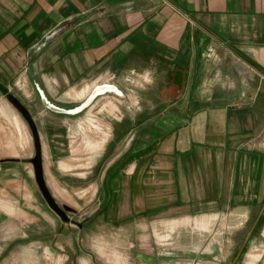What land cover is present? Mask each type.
<instances>
[{
    "label": "crops",
    "instance_id": "obj_1",
    "mask_svg": "<svg viewBox=\"0 0 264 264\" xmlns=\"http://www.w3.org/2000/svg\"><path fill=\"white\" fill-rule=\"evenodd\" d=\"M112 76L94 91L121 100L87 171L94 228L215 217L245 233L228 264H264V0H0V85L23 105L39 102L33 83L56 103ZM32 118L43 170L44 152L66 153L64 131Z\"/></svg>",
    "mask_w": 264,
    "mask_h": 264
},
{
    "label": "rangeland",
    "instance_id": "obj_2",
    "mask_svg": "<svg viewBox=\"0 0 264 264\" xmlns=\"http://www.w3.org/2000/svg\"><path fill=\"white\" fill-rule=\"evenodd\" d=\"M111 80L113 76L99 81L89 79L55 97L56 104L76 105L93 89L109 85ZM81 90L78 98L65 97L69 91ZM119 95L116 88L97 95L76 116L48 114L34 97L22 98L40 127L44 123L52 125L53 121L47 119L50 117L63 128L66 153L52 159L44 152L43 170L47 180L65 185L61 188L67 199L55 200L69 208L70 212L65 213L69 221L61 222L46 207L29 164H0V264H228L233 242L242 239L245 233L238 230V224H222L215 217L181 229L158 223L149 224L145 231L127 233L94 228L101 218L93 210L96 201L90 198L87 171L93 155L101 148L103 138L99 132H104L106 127L103 118L115 117L120 112ZM31 155L27 127L4 98H0V159L21 161ZM83 181L85 185L81 184ZM31 221L39 229L42 226L43 231L30 233L31 228L26 226L31 227L28 224ZM51 225L53 232L49 231ZM77 225L81 226L78 232Z\"/></svg>",
    "mask_w": 264,
    "mask_h": 264
},
{
    "label": "water",
    "instance_id": "obj_3",
    "mask_svg": "<svg viewBox=\"0 0 264 264\" xmlns=\"http://www.w3.org/2000/svg\"><path fill=\"white\" fill-rule=\"evenodd\" d=\"M33 87L42 107L47 111L56 115L76 116L81 112H83V110L86 109L87 106L91 103L93 98L97 96L94 93V91L97 89L96 87L82 102L72 106H60L50 101L37 83H33ZM0 93L4 97L6 102L17 112V114L19 115V117L27 127L32 145V155L29 159H23L19 161L14 158H9V159L0 160V163L22 162L29 164L32 168L34 183L46 207L56 217H58L61 222L67 223L69 219L67 218L65 213L70 212L69 208L58 205L45 185V181L43 178V170H42V155H41L40 141H39L36 125L33 121V118L29 110L25 107V105H23V103L20 102V100L16 96H14L2 85H0Z\"/></svg>",
    "mask_w": 264,
    "mask_h": 264
},
{
    "label": "flooded vegetation",
    "instance_id": "obj_4",
    "mask_svg": "<svg viewBox=\"0 0 264 264\" xmlns=\"http://www.w3.org/2000/svg\"><path fill=\"white\" fill-rule=\"evenodd\" d=\"M61 106V105H60Z\"/></svg>",
    "mask_w": 264,
    "mask_h": 264
}]
</instances>
